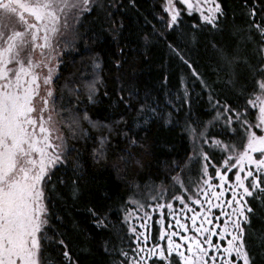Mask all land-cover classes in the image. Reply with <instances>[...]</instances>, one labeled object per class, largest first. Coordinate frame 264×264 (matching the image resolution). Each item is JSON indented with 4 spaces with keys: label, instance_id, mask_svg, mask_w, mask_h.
I'll return each instance as SVG.
<instances>
[{
    "label": "snow or ice",
    "instance_id": "6c2138e0",
    "mask_svg": "<svg viewBox=\"0 0 264 264\" xmlns=\"http://www.w3.org/2000/svg\"><path fill=\"white\" fill-rule=\"evenodd\" d=\"M116 7L109 0H0V264H48L47 254L53 249L62 253L60 264H80L65 233L53 230L49 193L57 184H66L62 178L53 179L65 163L73 165L74 174L80 169L78 161L68 160L72 150L67 140L69 135L84 136L85 122L101 129L93 145L94 162L108 160L109 137L115 131L123 135L127 149L119 150L111 168L126 176L143 167V160L135 152L138 142L129 134L130 128L123 131L101 125L91 120L87 109L81 113L79 108L57 105L53 87L60 54L84 42L87 34L80 29L89 17H95V27L87 39L97 42L111 35L108 43H115L118 51H107L116 58L115 70L123 67L119 37L124 25L112 11ZM161 8L169 29L186 14L199 17L193 27L203 25L219 31L225 15L219 0H162ZM259 12L264 13V4ZM248 15V39L254 44V51L243 61L247 74L242 89L246 94L243 109L216 102L212 120L204 127H216L223 121L220 138H209L208 131L195 125L186 129L194 146L201 145L199 158L203 165L195 187L189 188L181 169L171 177L170 184L141 186L133 180L129 184L131 195L124 202L118 221L110 219L111 212L104 205L85 207L92 226L98 232L109 233L99 243L104 253L113 257V264H255L247 227L256 211L252 201L264 204V15L257 21L255 5ZM173 51L192 68L180 51ZM218 51L226 66L237 63L224 50ZM92 68L94 73L99 72L102 62L93 58ZM192 75L199 79L194 69ZM84 79L87 81V77ZM97 83L94 76L83 84L89 103L96 102ZM75 91L79 96L80 89ZM118 102L130 107L123 96ZM203 146L212 149V153L203 150ZM216 153L221 157L219 163L212 160ZM210 167L215 169L214 177L209 173ZM82 179L83 176H76L72 182L73 201L80 198ZM177 191L181 194H175ZM165 195L172 199L161 203ZM148 201H155V205ZM174 202L181 207L176 209ZM148 208L152 212L161 210L156 221L160 225L159 238L154 241L149 231L153 217ZM165 208L174 224L165 225ZM81 235L86 240L93 239L88 233ZM164 241L166 247L161 243Z\"/></svg>",
    "mask_w": 264,
    "mask_h": 264
},
{
    "label": "trees",
    "instance_id": "16d2710c",
    "mask_svg": "<svg viewBox=\"0 0 264 264\" xmlns=\"http://www.w3.org/2000/svg\"><path fill=\"white\" fill-rule=\"evenodd\" d=\"M109 2L117 5L112 11L124 25L119 37L123 67L116 71V58L107 51H118L115 43H108L111 35L97 42L87 39L95 27V17H89L80 29L87 34L84 42L62 56L53 87L57 105L63 104L65 109L79 108L81 113L87 109L91 120L101 125L123 131L130 128L129 134L138 142L135 152L143 160V167L126 176L118 175L111 168L119 150L127 149L123 135H117L115 131L109 137L108 160L100 162H94L92 158L100 128H92L85 122L84 136H68L67 143L72 150L68 160L78 161L80 169L74 174L73 165L65 163L56 173L53 179L62 178L66 184H57L49 193L50 207L53 230L65 233L80 264H113V257L106 255L99 243L109 233L98 232L92 226L84 210L86 206L104 205L111 212L110 219L118 221L123 215L124 202L131 195L129 184L133 180L141 186H156L168 176L175 161H180V165L185 163L190 153L188 125L198 126L212 137L220 131L223 121L216 127L205 129L204 126L212 120V108L217 101L220 105L230 104L243 109L246 94L242 89L247 82L243 61L254 51V44L248 39V12L255 5L257 21L264 15L259 12L264 0H247V7L245 0H219L225 14L221 17L219 31L203 25L193 27L199 23V17L186 14L173 29H169L161 8L162 0ZM173 49L180 51L192 68L184 64ZM218 49L235 57L237 63L226 66ZM93 58L102 62V70L96 73L92 68ZM193 69L199 79L192 75ZM94 76L98 81L96 102L89 103L83 84ZM76 89H80L79 96ZM121 96L130 107L118 102ZM65 109L58 108V111ZM249 118L254 120V117ZM103 131L107 135V127ZM76 176H83V179L79 181L80 198L73 201L71 188ZM252 205L256 211L251 226L247 227L251 240L249 248L255 264H264V204L254 200ZM124 231L127 232L126 226ZM81 232L90 234L93 239L86 240ZM124 246L127 248V243ZM47 257L48 264H60L63 259L57 249Z\"/></svg>",
    "mask_w": 264,
    "mask_h": 264
},
{
    "label": "rangeland",
    "instance_id": "374dc122",
    "mask_svg": "<svg viewBox=\"0 0 264 264\" xmlns=\"http://www.w3.org/2000/svg\"><path fill=\"white\" fill-rule=\"evenodd\" d=\"M165 16H166V14H165ZM166 22H167V16H166ZM61 47H64V46L61 45ZM71 48L72 47L66 48L65 51L60 54V60L62 59V56L66 52L71 50ZM60 60L58 61V68H57V72H56V77L58 76V73H59ZM56 77H54V79H56ZM219 133H220V131H218L217 135ZM217 135H213V136H216V138H219V137H217ZM209 138H211V137L209 136ZM189 146H190V153H189L188 158L186 159L185 163L183 165H180V161H178V162L175 161L173 163L172 167H170V170L167 172L168 173L167 181L164 179L162 181V183L170 184L171 177L176 175V173L181 171V169H184L183 176H184L185 182L188 183V186H189L190 189L194 188L196 182L201 179L200 169L202 168V165H203L202 159L199 158V151L201 149V145L199 143H197L194 146L192 138L189 135ZM203 150L208 151L210 154L212 153V149L208 148L207 146H203ZM189 157H192L191 161H189ZM212 160L214 162H216V163H219L220 160H221V157H220V155L218 153H216L215 155H212ZM177 164L180 165L179 168H175V166ZM185 164L188 165L187 169H185ZM174 168H175V171H173ZM209 173H210L211 176L214 177L215 176V169L210 167L209 168ZM231 175L234 176V173L231 174ZM216 182H218V181H216ZM161 184L159 183L156 186H160ZM169 192H172L171 187H169ZM175 194L178 195V194H181V193L177 191ZM171 199H172L171 195H165L164 199L161 200L160 202L163 203L164 200L171 201ZM148 202L150 204H152L153 206L155 205V201H148ZM174 207L176 209H179L181 206L179 205V202H174ZM147 210L152 214V217H153L152 221H150V224H149V231H150L151 238H152L153 241L154 240H158L159 232H160V225L157 224L156 221L159 220L160 217H161V210L157 209L155 212H152L151 208H148ZM162 212H163V215L165 217V225H167L168 223H173L174 224V221L170 220V218H169L168 209L165 208V209L162 210ZM141 215H143V212H141ZM189 215H191V214H189ZM136 223H139V221H136ZM189 224H190V222H189ZM161 243L166 247V241L161 242Z\"/></svg>",
    "mask_w": 264,
    "mask_h": 264
},
{
    "label": "flooded vegetation",
    "instance_id": "af4514ba",
    "mask_svg": "<svg viewBox=\"0 0 264 264\" xmlns=\"http://www.w3.org/2000/svg\"><path fill=\"white\" fill-rule=\"evenodd\" d=\"M178 239V238H177Z\"/></svg>",
    "mask_w": 264,
    "mask_h": 264
}]
</instances>
